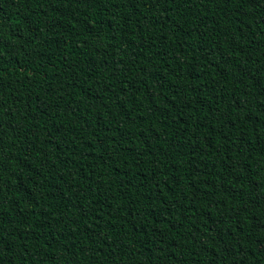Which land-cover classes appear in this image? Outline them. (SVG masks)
<instances>
[{"label": "trees", "instance_id": "obj_1", "mask_svg": "<svg viewBox=\"0 0 264 264\" xmlns=\"http://www.w3.org/2000/svg\"><path fill=\"white\" fill-rule=\"evenodd\" d=\"M0 264H264V0H0Z\"/></svg>", "mask_w": 264, "mask_h": 264}]
</instances>
